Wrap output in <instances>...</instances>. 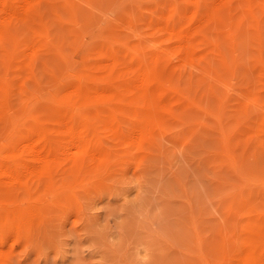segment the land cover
Masks as SVG:
<instances>
[{
	"label": "rangeland",
	"instance_id": "374dc122",
	"mask_svg": "<svg viewBox=\"0 0 264 264\" xmlns=\"http://www.w3.org/2000/svg\"><path fill=\"white\" fill-rule=\"evenodd\" d=\"M36 3L0 37V154L109 59L119 70L162 59L150 89L169 105L128 166L49 208L1 264H234L264 230V0ZM184 36L191 53L176 58Z\"/></svg>",
	"mask_w": 264,
	"mask_h": 264
},
{
	"label": "bare ground",
	"instance_id": "6f19581e",
	"mask_svg": "<svg viewBox=\"0 0 264 264\" xmlns=\"http://www.w3.org/2000/svg\"><path fill=\"white\" fill-rule=\"evenodd\" d=\"M36 1L0 0L1 38L6 24L15 17L30 14ZM186 36L185 45L174 47L173 56L179 55L180 51L191 53ZM171 37L176 39V33ZM34 52V47L30 46L19 56L14 71L11 69L13 85H17L26 73ZM163 64L162 59L157 62L154 58L146 68L127 66L119 70L114 60L109 59L96 67L88 84L57 98L60 107L49 122H41L30 134L2 151L0 264L6 260L3 247L15 242L27 230L33 231L34 227L41 230L49 208L59 206L60 209V205L71 198L75 201L80 196L77 195L78 188L90 183L91 177L100 178L102 172L110 169L114 172L113 169H122L134 160L155 128L165 120L168 103L158 104L152 98L156 91L151 93L150 89ZM6 89L7 83L0 86V114ZM136 104L141 107L135 108ZM234 264H264V230L252 244L249 243Z\"/></svg>",
	"mask_w": 264,
	"mask_h": 264
}]
</instances>
